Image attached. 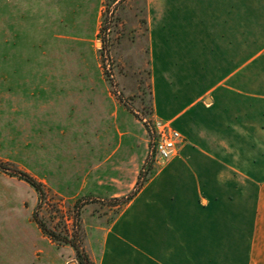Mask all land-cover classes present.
Returning <instances> with one entry per match:
<instances>
[{
	"label": "rangeland",
	"instance_id": "374dc122",
	"mask_svg": "<svg viewBox=\"0 0 264 264\" xmlns=\"http://www.w3.org/2000/svg\"><path fill=\"white\" fill-rule=\"evenodd\" d=\"M158 10V0H0V264H79L77 252L100 264L108 229L165 165L148 126L160 117L189 130L191 115H177L196 80L175 50L192 16Z\"/></svg>",
	"mask_w": 264,
	"mask_h": 264
},
{
	"label": "crops",
	"instance_id": "0c3cea01",
	"mask_svg": "<svg viewBox=\"0 0 264 264\" xmlns=\"http://www.w3.org/2000/svg\"><path fill=\"white\" fill-rule=\"evenodd\" d=\"M169 1L158 0L160 15L186 7L192 16L190 40L175 50L196 80L177 115L189 113L190 128L154 117L185 145L127 203L99 262L264 264V0Z\"/></svg>",
	"mask_w": 264,
	"mask_h": 264
},
{
	"label": "built area",
	"instance_id": "2783aa9c",
	"mask_svg": "<svg viewBox=\"0 0 264 264\" xmlns=\"http://www.w3.org/2000/svg\"><path fill=\"white\" fill-rule=\"evenodd\" d=\"M148 128L152 137L151 156L154 161L161 165L175 159L185 145L186 140L183 134L174 128L172 122L159 118H155Z\"/></svg>",
	"mask_w": 264,
	"mask_h": 264
},
{
	"label": "trees",
	"instance_id": "16d2710c",
	"mask_svg": "<svg viewBox=\"0 0 264 264\" xmlns=\"http://www.w3.org/2000/svg\"><path fill=\"white\" fill-rule=\"evenodd\" d=\"M26 181L33 188L37 189L39 187V184H37V182L30 177L26 176ZM36 223L38 224L39 228L46 236L51 238L53 241H56V242L58 241L57 236L54 234V232H52L50 229H48L45 225H43L38 220H36ZM68 243L70 244L71 242H68ZM77 260L79 264H93L84 254H81L80 252H77Z\"/></svg>",
	"mask_w": 264,
	"mask_h": 264
}]
</instances>
